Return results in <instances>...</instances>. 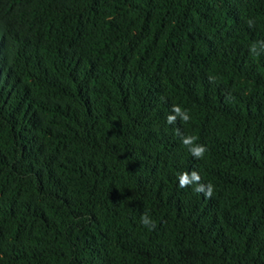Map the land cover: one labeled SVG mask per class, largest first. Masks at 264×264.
<instances>
[{
    "label": "trees",
    "instance_id": "obj_1",
    "mask_svg": "<svg viewBox=\"0 0 264 264\" xmlns=\"http://www.w3.org/2000/svg\"><path fill=\"white\" fill-rule=\"evenodd\" d=\"M262 41L264 0H0V264H264Z\"/></svg>",
    "mask_w": 264,
    "mask_h": 264
},
{
    "label": "clouds",
    "instance_id": "obj_2",
    "mask_svg": "<svg viewBox=\"0 0 264 264\" xmlns=\"http://www.w3.org/2000/svg\"><path fill=\"white\" fill-rule=\"evenodd\" d=\"M261 46L264 47V41L260 42ZM250 51L256 52V47L253 45L250 47ZM171 112L175 115H169L167 117V123L174 124L176 121L177 116H179L182 121L188 122L190 120V116L188 115L187 110H182L179 105H173ZM177 134L178 131H177ZM195 136H183L181 139V143L185 146L193 145L196 141ZM189 151L194 156V158H203L204 154L207 152V148L203 144H196L194 147H190ZM195 183V191L200 193H204L205 196L210 197L212 195L213 186L209 183L207 185L201 183V177L198 172L193 169L192 172L189 174L188 172H184L179 176V187L184 188L188 187L189 185ZM141 224L145 227L155 228L154 222L148 217L147 214L141 215Z\"/></svg>",
    "mask_w": 264,
    "mask_h": 264
}]
</instances>
